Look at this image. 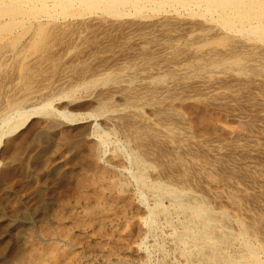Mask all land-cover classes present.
<instances>
[{"label": "rangeland", "instance_id": "obj_1", "mask_svg": "<svg viewBox=\"0 0 264 264\" xmlns=\"http://www.w3.org/2000/svg\"><path fill=\"white\" fill-rule=\"evenodd\" d=\"M201 8L193 4L190 12L153 11L137 19L90 16L69 25V19L44 12L36 15L37 20L31 15L19 19L13 31L0 35V216L16 210L36 189L47 190L55 181L50 169L62 166L60 161L52 162L55 155L68 154L73 143L89 137L100 140L99 160L116 172L111 181L122 183L112 192L117 204L107 213L114 234L102 238L93 229L87 231L90 240L101 238L107 243L99 250L106 255L105 264H202L205 258L210 264L228 260L264 264V38L256 41L258 36L250 39V32L223 29L211 22L216 13L212 16ZM201 14L207 16L203 19ZM12 102L22 106L10 108ZM188 105L207 109L212 125L206 129L212 126L214 131L198 130L197 115L188 112ZM162 110L172 111L165 115ZM167 125L172 131H167ZM130 129L146 132L140 152L138 140L129 137ZM151 134L159 138L158 145L151 143ZM143 150L149 153L148 164L140 169L130 161ZM171 154L182 160L192 158L197 169L175 165ZM209 158L222 165L208 162ZM199 169L205 176L196 175ZM140 170L146 175V186L137 181ZM159 188L180 199L184 196L182 208L168 192L161 196ZM49 199L55 201L53 195ZM126 199L132 200L129 205H124ZM200 203L209 211L198 209ZM153 212H158L157 218H150ZM207 212L226 217L225 225L198 224ZM190 216H196L197 226L188 222ZM36 220L22 216L6 240L17 242V231L28 225V234L35 233V241L41 244L39 229L44 226ZM47 226L57 231L55 222L48 220ZM247 226L252 235L244 240L240 232ZM204 227L210 230L206 233ZM79 230H74L76 235ZM112 236L114 244H110ZM248 245L257 251L254 260Z\"/></svg>", "mask_w": 264, "mask_h": 264}, {"label": "bare ground", "instance_id": "obj_2", "mask_svg": "<svg viewBox=\"0 0 264 264\" xmlns=\"http://www.w3.org/2000/svg\"><path fill=\"white\" fill-rule=\"evenodd\" d=\"M190 4L191 5L195 4L200 8L202 6V7H204V9H206V12H209L210 14L216 13V15L212 14V16L213 15L216 16V17H214L216 20L213 18V19H211L212 20L211 22L212 23L214 21L217 22V24L221 25V27L223 29H227V30L228 29L229 30L234 29L237 32L245 31L246 34H248L250 32L249 35L252 33L251 36L248 35L250 37V39H252V37L254 38L253 35L258 36V37H255V39L256 38H264V0H0V35L4 32L11 31L16 25H18L20 23L19 19L24 20V18L28 17V15H31V16H33V18H35L37 20L36 17H38V16H36V15L42 14L44 12L46 13V14L44 13L45 15H47V13L50 15L49 12H51L52 18L57 17L59 19V17H62L63 19H69L71 22H68V24H66V25H69V23H73V20L80 19V20L86 21V19L90 16H95V17H92L93 20L95 18L101 19V16H109V17L112 16L114 18L117 17V18H124V19H125V17H133V18L137 19L138 17L142 18V16L145 13H149V12H153V11H154V13L155 12L159 13L160 11H164V13H165L168 10H174L176 12H179L180 9L181 10L183 9V10H186L187 12H190V11H192V10L189 11V9H188L189 7H191ZM194 8H196V7H194ZM201 9L203 10V8H201ZM197 11H194V12H197ZM52 12H53V14H52ZM191 13H193V12H191ZM197 13H201V12H197ZM202 13H205V12H202ZM179 15L182 16L181 13ZM203 15L201 14V17ZM99 16H100V18H99ZM206 16L207 15H205V17ZM198 17H199V14H198ZM205 17L203 16L202 18L204 19ZM102 18H104V17H102ZM196 19H197V16H196ZM197 21H200V20L197 19ZM208 22L209 21H207L205 23H208ZM189 23H191V22H189ZM186 24H188V23H186ZM175 25H174V27H175ZM180 26H184V25H180ZM180 26L178 28H180ZM203 26L201 25L199 27H203ZM171 27H173V26L171 25ZM184 27H186V26H184ZM211 28H212V26L210 27V30H211ZM213 28H215V26ZM182 29H184V28H182ZM200 29L201 28H199V30ZM218 29H220V28H218ZM201 30L203 31L204 29H201ZM206 30H209V29L207 28ZM234 30H233V32H234ZM220 33H223V32H220ZM229 33H230V31H229ZM241 33L243 34V32H241ZM224 34H226V33H224ZM237 34H240V33H237ZM1 37H2V35H1ZM227 38H229V37H227ZM232 39H234V36ZM232 39H231V42H232ZM258 40H261V39H256V41H258ZM233 42H234V40H233ZM236 42H237V39H236ZM230 47H231V45H230ZM241 47H242V45H241ZM262 53H264V52H262ZM259 54L261 55V53H259ZM261 56L264 57L263 54ZM149 62H151V61H149ZM171 96H173V95H171ZM170 98H172V97H170ZM20 101H21V99H20ZM19 103L18 102H12V103H10L9 107L14 108L16 110L20 109V106H22V105H21V103L20 104ZM168 106H170V105H168ZM186 108H187L189 113H195V115H197L196 116L197 118L195 119L196 123H194V124L196 125L195 127H197L198 130H200V131L207 130L208 131L210 129V127L213 128L212 126H209L208 127L209 129H206V127L209 124L212 125L211 123L208 124V121H207V120H210V118H211V117L209 118V115H206L205 111L207 109L202 110L199 107L193 106V105L192 106L188 105ZM168 109H173V108L170 107ZM165 111H163V113H165V115H166L167 113L171 112L172 110H170V111L167 110L166 111L167 113ZM158 114H159V112H158ZM160 115H161V113H160ZM176 115H172V117L173 116L175 117ZM160 117H159V119H160ZM207 118H209V119H207ZM163 119H165V117ZM160 120H162V119H160ZM164 121H166V120H164ZM163 126H165V125H163ZM136 127H138V126H136ZM166 127L165 128L167 129V131L169 129L170 130L172 129V128H169L168 125ZM202 129H204V130H202ZM130 130L131 131H129V132H131V133L129 134V137H130V139L132 138L133 140H138L137 142L139 144L137 143V146H139V152H140V148L142 147V146H140V140L142 139V137H144L146 135L145 134L146 132L143 133L142 131L138 132L135 130L132 131V129H130ZM210 130H211L210 132H212V130L214 131V129H210ZM206 132H203V133H205V136H206ZM154 135L151 134V137H152V139H150L151 143L152 142L153 143L159 142L158 141L159 138L157 139L155 137L156 135L155 136ZM175 135H176V133H175ZM157 136H159V135H157ZM96 140L89 138V137H86V138H83L82 141L80 140L79 144H78V142H79L78 141L77 145L73 143L72 144L73 146L71 147V150H70L71 152L69 151L68 154L57 153L55 155L54 159H52V162L54 163V162L60 161L62 166L60 165L59 167H55V165H54V166H52L51 169L49 168L51 170L50 173L52 174L53 177H55V179H54L55 181L53 183H51V185H49V188L45 191L42 188H39L38 190L36 189V192H33L32 194L25 196L22 199V202H20L21 203L20 206L16 210H14L13 212L10 210L11 212L9 214H7V213L4 215H3V213L1 214V216H0V264H93V261L91 260L92 254L94 255L93 260L96 264H105L108 262L107 258H105L106 255L102 256V253L101 254L99 253V250H102V248H104L107 243L105 244L104 240H102L101 238L100 239L92 238V240H90L87 231H89V229H93L94 231H91V232L93 233L96 231L95 236L102 237V238H104L105 236H110V235L114 234V232H115V230H113L114 224L111 221L110 216H108L109 214H107V213L111 212L113 210V208L115 207V205L117 204L116 201L113 199L112 192H114L116 188L118 189V185L122 187V185H121L122 183L120 184L119 179H118L119 180L118 183H116L115 180H114L115 182L111 181V179H114L113 176L115 175L116 172L114 171V168L111 169V167H109V166H103L102 165V163H101L102 160L101 161L99 160L100 154L98 153V151L100 149V148L98 149V146L100 147V144H99L100 140H97V141ZM158 144L159 143H157V145ZM157 145H156V147L158 148L160 145L159 146H157ZM153 148H154V146H153ZM160 148H162V147L160 146ZM163 149L164 148H162V150ZM164 151H165V149H164ZM66 152H68V151H66ZM147 152H148L147 150H145V151L143 150L142 154L140 153V155H137L138 157H132L131 160L133 159V162L130 161V163L134 166H137L140 169L147 168L146 164H148V163H146V161H145L146 160L145 158L149 157L148 156L149 153H147ZM132 153H133V151H132ZM158 154H159V152H158ZM165 154H166V156L168 155L167 157H169L168 153H165ZM182 154L183 153H181V155ZM186 154H187V152H186ZM118 156H119V154H118ZM159 156H161V155H159ZM171 156H172V154H171ZM184 156H186L185 153H184ZM174 158L175 157H173V159H171V160H173L175 165H177V166L182 167V165L186 164V167H187V165H190L193 168L197 169V167L195 166V164H197V161L193 160L192 158L187 159V160H182L181 157L180 158L176 157L175 159ZM115 159L117 160V157H115L114 160ZM205 159L207 161L206 154H205ZM111 160L113 161V158ZM161 160H164L163 154H162ZM203 160H204V158H203ZM208 160H210L208 162H211L212 159L209 158ZM215 160H216V163H218L217 161H219V160L218 159H215ZM215 160H214V162H215ZM167 161H169L168 158H167ZM173 161H172V163H173ZM157 162H160V161L157 160ZM108 163H110V162H108ZM120 163L118 164V166L120 165ZM219 163H220V161H219ZM121 164H123V163H121ZM211 164L213 165V162ZM106 165H108V164H106ZM149 165H151V164H149ZM205 166H206V164H205ZM119 167H121V166H119ZM181 171H184V170H181ZM192 171H195V170H192ZM205 171H207V170H205ZM179 172H180V169H179ZM196 172H198V171H196ZM199 174H201V177L205 176V175H203L204 173H202L200 171V169L196 175H199ZM116 175H118V174H116ZM199 176L194 177V178L199 179ZM145 177H146V175H145L144 171H142V170H140L138 172V175H136L137 181H139V183L141 185L143 184V186L144 185L146 186V184L143 182V181H145ZM206 177L208 178L209 176L206 175ZM214 177H216V176H214ZM205 178H203V179H205ZM121 182H123L122 177H121ZM123 184H125V183H123ZM208 186H210V185H208ZM121 187H120V190L123 189L125 186L123 188H121ZM164 188H166V187H164ZM46 191H48V192H46ZM157 192H162L160 195L163 196V192H168V191H166L162 188H159V189H157ZM169 194H170L169 197H172L173 201L175 202V204L177 206L181 207L183 205L182 199L184 198V196L182 199H180V197L177 196L176 194H173V193H169ZM49 195H53L54 196L53 200H55V201H50ZM159 198H162V197H159ZM235 198H237V197L235 196ZM235 198H234V200H235ZM191 199H193L192 195H191ZM189 200L187 203H189ZM130 201H132V200H130ZM130 201H129V199H126L124 202L123 201L122 202L124 203V205H127V204L129 205ZM158 201H159V199H158ZM195 201H196V199H195ZM197 201H198V199H197ZM232 202H234V201H232ZM195 205H196V203H195ZM241 206H244V205L242 204ZM197 208L200 210H208V208H206V206L203 203H200ZM260 209H262V208H260ZM186 210L187 209H185V211ZM221 210H223V209H221ZM193 213L197 214V212H193ZM223 214H224V212H223ZM157 215H159L158 212H153V213H151L150 218H152L153 216L157 218ZM22 216H23V218L25 217V219L27 217H34L35 219H37L36 222L42 223V225L44 227H42V229H39V234L42 235V237H43V242L41 241L42 242L41 244L40 243L38 244V242L35 241V239H36L35 233L34 234L29 233L28 234V232L26 231V228L28 227V225H27V227L25 226L26 228H23L24 230L17 231L18 232L17 235L19 237L17 242L13 243L9 240H6L7 239L6 238L7 233L16 226L15 224H16L17 220L19 218H21ZM196 216H198V215H196ZM196 216H192V217L190 216V218L188 220V222L192 225V227L197 226L196 225V223H197ZM156 218H154V219H156ZM224 218H226V217H224ZM224 218L222 217V219H219L217 216L215 217L211 212H207L205 220H201L200 222H198V224L201 223V224L206 225L207 222H211V223H215V224H224L223 223V221H225ZM48 220L55 222V224L58 227V228L56 227L57 231H55L51 227L47 226ZM69 224L71 225V227H73L72 231H71V229L68 230V228H67L68 227L67 225H69ZM136 225H137V222H136ZM216 226H218V225H216ZM213 227L215 228V226H213ZM206 228H207V225H206ZM249 228L247 226L246 228L242 229V231L240 232V235L244 238V240L246 239V237H248V235H252L251 234L252 232L249 231ZM75 229H80L79 235H76V233L74 232ZM202 230L206 231V233H207L210 229L209 228L205 229V227H204V229L202 228ZM132 233H134V232H132ZM187 233H189V232H187ZM198 233H200V231ZM201 234H203V233L201 232ZM204 236H205V234H204ZM209 236H210V234H209ZM209 236L207 235V237L206 236L205 237L209 238ZM56 237H58V238L63 237V238L55 239ZM130 237H132V236H130ZM225 237L227 238V236H225ZM110 238L113 240L111 241V243L110 242H108V243L114 244L113 242L115 241V237L112 236ZM192 239H194V238H192ZM60 240H62V242H60ZM227 241H228V239H227ZM205 243H207V242H205ZM114 247H116V249H118L117 244ZM217 248H218V246H216V249ZM211 249L213 251V248H211ZM123 251H124V249H123ZM247 251L249 252V255H251L250 257H252V259L254 258L253 256H255L257 253V251L253 247H251V245H248ZM214 252L215 251H213V253ZM216 252H215L216 254L219 253L217 250H216ZM100 255L104 258L102 259V257ZM238 257H240V256H238ZM208 258L210 259V257H208ZM219 259H221V262H222V258H219ZM91 261H92V263H91ZM224 261L225 260H223V262ZM207 263L210 264V262H206V258H205V260L203 261L202 264H207ZM213 263H214V260H213ZM223 264H254V263L250 260H244V261H240V262H237V261L235 262V260L230 262V260H228V261H225Z\"/></svg>", "mask_w": 264, "mask_h": 264}]
</instances>
